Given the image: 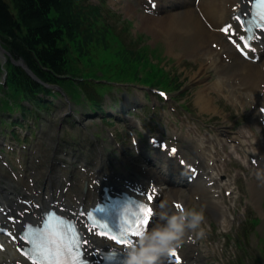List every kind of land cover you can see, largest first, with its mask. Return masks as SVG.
Here are the masks:
<instances>
[{"label":"trees","instance_id":"1","mask_svg":"<svg viewBox=\"0 0 264 264\" xmlns=\"http://www.w3.org/2000/svg\"><path fill=\"white\" fill-rule=\"evenodd\" d=\"M11 3L14 17L9 11L8 3L0 0V34L4 44L8 50L23 58L27 62H32L34 68L33 56L42 66L48 65L49 69L59 74V70L63 63V53L66 47L62 46V50H56V45L66 37L70 41V48L79 46L80 51L84 46L90 47L93 40L102 43L98 37H93L92 32H83L80 28V13L75 9V3L78 0H8ZM54 8L56 17L50 19L48 17L50 9ZM59 35V36H58ZM83 35V39L80 36ZM93 37V38H92ZM84 40V41H83ZM126 51L118 52L121 58L127 54ZM71 65V61H70ZM71 72V71H70ZM73 73V72H72ZM75 76L77 73H73ZM52 77V76H51ZM40 78L45 81H52L49 75L41 74ZM9 84L19 85L20 87H29L30 82L24 74L13 67H9ZM88 83H78L77 87L88 86ZM101 88H97L100 92ZM86 99L93 98V92L85 93ZM95 98H93L94 100Z\"/></svg>","mask_w":264,"mask_h":264},{"label":"bare ground","instance_id":"2","mask_svg":"<svg viewBox=\"0 0 264 264\" xmlns=\"http://www.w3.org/2000/svg\"><path fill=\"white\" fill-rule=\"evenodd\" d=\"M179 1V7L181 8L191 5V0ZM240 8L239 0H198L194 8L191 7L181 12L162 15L158 19H151V21L156 23L155 35H158L160 31L166 33L168 50L178 49L185 55L205 57L204 63L207 61L206 68L213 70L215 73V85H222L217 89L220 92L227 89L226 85L232 84V76L234 74L242 77V81L248 85L256 86L260 81L264 82V72L261 68L241 66L237 59L232 58V47L227 42L224 43L223 36L217 32L220 25L225 21H230L233 10ZM198 12L203 13L205 20H202L203 17L197 15ZM235 27V25L231 26V28ZM230 37L228 33L224 39ZM208 43H210V47ZM223 57L228 59V61L226 62ZM262 64L264 65V63ZM199 81L200 79H197L195 82ZM213 89H216L215 86L209 83L195 92L194 96L201 107L208 109L212 106L213 98L210 96V92ZM237 102L241 106L242 101ZM258 102L257 99L254 100V103ZM248 103L253 104L251 101ZM88 132L86 131V133ZM255 194L260 195V198L264 196V185L260 191H255ZM4 199L8 201L7 195H5ZM60 200L61 198L58 196L56 201L59 202ZM9 202L12 206L14 205L11 198H9ZM40 203L43 204L44 200L40 199Z\"/></svg>","mask_w":264,"mask_h":264},{"label":"snow or ice","instance_id":"3","mask_svg":"<svg viewBox=\"0 0 264 264\" xmlns=\"http://www.w3.org/2000/svg\"><path fill=\"white\" fill-rule=\"evenodd\" d=\"M251 2H258L262 8L257 12L249 11L246 15H254L264 23V0H251ZM152 215L151 209L140 207L138 212L133 214L134 219L124 220L119 236L109 233L104 224L90 226V228H100V235H107L108 239L128 249L135 244L132 237H141L147 231ZM37 232L36 237L28 241L29 247L26 251L28 258L33 260V264H65L62 257H67L73 261V264H89V261L80 259L81 249L89 242L86 239L74 237L71 230L63 223L53 221L47 228L42 226ZM21 250L25 251L23 248ZM84 251L95 258L101 252V250L88 251L87 248H84ZM176 255L175 250L169 253L170 257H176ZM166 264H171V261H166ZM177 264H179L178 261Z\"/></svg>","mask_w":264,"mask_h":264},{"label":"clouds","instance_id":"4","mask_svg":"<svg viewBox=\"0 0 264 264\" xmlns=\"http://www.w3.org/2000/svg\"><path fill=\"white\" fill-rule=\"evenodd\" d=\"M179 205V206H177ZM159 219L163 221L138 238L137 242L127 250L125 264H161V259L179 248L185 242L189 233L195 234V239H202L206 232L204 216L201 211L188 209L176 204L174 211L169 215L161 204ZM189 239H192L189 236Z\"/></svg>","mask_w":264,"mask_h":264},{"label":"rangeland","instance_id":"5","mask_svg":"<svg viewBox=\"0 0 264 264\" xmlns=\"http://www.w3.org/2000/svg\"><path fill=\"white\" fill-rule=\"evenodd\" d=\"M90 3H94V0H88ZM124 19H127V18H124ZM119 23H118V26L114 29V32H117L118 31V29H119ZM134 26V24L132 23V27ZM138 29H144L143 27V25H142V23H138ZM135 28L136 27H133L132 28V30L134 29L135 30ZM138 29H136L135 30V32H137V30ZM146 32V34H145V39H144V42L146 43V44H149V45H151L153 48H154V50L155 51H157L158 53L160 52V56L161 57H166L165 55L167 54L166 52H167V47H166V44H165V42L161 39V38H157V40H155V39H153V38H150V36H149V34L147 33V31H145ZM152 43H153V45H152ZM159 50V51H158ZM167 60V59H166ZM151 62H155V59H152V61ZM168 63H172L173 65L172 66H174V67H176V73L177 74H179L181 71H182V67H179L178 66V63H177V59H172V60H170V61H167ZM162 63V62H161ZM167 65V64H166ZM161 66H162V64H161ZM168 66V65H167ZM167 66H165V68L166 69H168L167 68ZM164 68V69H165ZM171 73H173V72H171ZM174 75H175V77L177 78V80L178 81H182L183 82V84L184 85H186V82L188 81V75L186 74V72L184 71V72H182L179 76L178 75H176L175 73H173ZM192 109H194V111H195V114L196 115H199V113H198V110L197 109H195L194 108V106L193 107H191ZM58 125V123H52V124H50L49 125V127H48V129H49V131H50V135H53L54 134V129H55V127ZM76 141H78L77 139H76ZM251 243H252V245L254 246V247H257V248H260L261 247V244H262V242L261 241H259L258 242V240H257V238H256V236H253V238H252V240H251ZM249 264H255V263H249Z\"/></svg>","mask_w":264,"mask_h":264}]
</instances>
